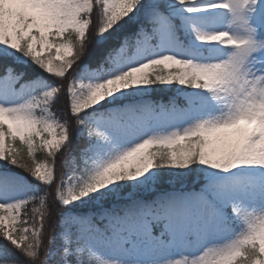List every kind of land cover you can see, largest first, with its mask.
Masks as SVG:
<instances>
[{"label":"snow or ice","instance_id":"snow-or-ice-1","mask_svg":"<svg viewBox=\"0 0 264 264\" xmlns=\"http://www.w3.org/2000/svg\"><path fill=\"white\" fill-rule=\"evenodd\" d=\"M0 264H264V0H0Z\"/></svg>","mask_w":264,"mask_h":264},{"label":"trees","instance_id":"trees-1","mask_svg":"<svg viewBox=\"0 0 264 264\" xmlns=\"http://www.w3.org/2000/svg\"><path fill=\"white\" fill-rule=\"evenodd\" d=\"M154 99H160L161 97L160 96H158V95H154V97H153ZM42 155V154H41ZM17 171H19V170H17Z\"/></svg>","mask_w":264,"mask_h":264}]
</instances>
